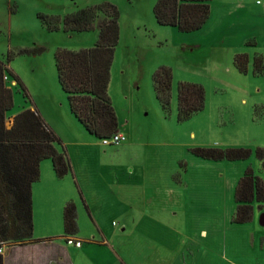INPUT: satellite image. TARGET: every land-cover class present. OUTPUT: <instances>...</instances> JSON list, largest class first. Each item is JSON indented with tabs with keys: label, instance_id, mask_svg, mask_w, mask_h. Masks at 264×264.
<instances>
[{
	"label": "rangeland",
	"instance_id": "rangeland-1",
	"mask_svg": "<svg viewBox=\"0 0 264 264\" xmlns=\"http://www.w3.org/2000/svg\"><path fill=\"white\" fill-rule=\"evenodd\" d=\"M156 1L0 0V60L8 69L4 71L8 77L5 83L13 95V105L6 114L9 117L24 109L37 108L61 139L58 148L65 147L82 184L79 190L72 174L61 180L66 191L77 198L72 199L78 213L79 231L75 239L82 244L85 245V239L101 241L103 236L115 242L126 240L133 244L129 250L131 264H140L145 255H149L147 264H240L238 257L232 258L230 252L224 254L222 251L228 249L229 241L240 234L238 227L226 226L231 220V217L226 219L229 212L227 196L223 197L222 213L216 211L215 218L192 216L204 224L214 223L218 229L217 238L223 242L214 248L215 258L211 253L207 254L202 243L199 245L183 237L187 221L180 211L147 212L162 225L149 222L141 228L137 222L145 206L143 192L146 190L163 191L162 188L167 190L171 185L194 192L228 193L220 181L230 174V168L235 171L231 165L236 164L227 160L203 161L193 157L190 148L264 147V70L262 75L252 72L255 53H260L264 62V13L261 12L264 0H229L238 4L234 13L215 36L204 39H197L198 34L158 24L153 15ZM221 2L223 0H213L218 6L217 12ZM101 3H111L119 11V40L111 65L108 95L126 137L121 142L128 145L124 152L114 151L120 149L121 144L102 145L82 127L70 112L57 77L54 51L93 46L98 36L97 28L68 32L60 25L59 29L50 31L38 17L42 14L61 18L71 11ZM217 12L214 9V17L218 18ZM250 41L255 43L248 45ZM34 48H42V51L19 53ZM236 53H246L250 58L246 74L238 72L233 65ZM7 54H10L9 61ZM158 66L172 69L168 114L159 104L153 88L152 74ZM10 72L21 80L26 94ZM180 81L200 84L205 94L203 109L182 122L176 120L177 84ZM79 160L81 165L92 169L96 188L101 190L99 195L89 189L91 182L85 171L81 172ZM42 163L51 164L49 160ZM247 167L264 181V164L251 156ZM187 168V172L195 177L187 176ZM206 168H211V176L214 171L210 180L204 175ZM128 188L134 192L133 213L124 215L126 205L121 199L124 194L118 192H126ZM176 191L180 193L181 189L173 192ZM154 198L156 202L159 200V197ZM83 200L97 221L88 214ZM168 202L169 199L163 204L169 205ZM262 214L264 205L262 210L254 205V221L260 223ZM50 219L49 224L41 218L34 221L33 237L52 236V240L74 247L59 237L63 235L61 219L55 221L54 216ZM154 247L156 251L152 250ZM160 253L169 257L161 258Z\"/></svg>",
	"mask_w": 264,
	"mask_h": 264
},
{
	"label": "trees",
	"instance_id": "trees-1",
	"mask_svg": "<svg viewBox=\"0 0 264 264\" xmlns=\"http://www.w3.org/2000/svg\"><path fill=\"white\" fill-rule=\"evenodd\" d=\"M74 1V0H72ZM211 0H157L153 15L160 25L175 27L180 32L199 30L210 15ZM50 31L83 32L97 28L98 36L93 46L79 50L57 48L54 60L57 77L66 95L70 112L82 127L95 138L109 137L118 130V119L108 95L111 65L119 40V11L111 3H101L71 11L61 18L38 14ZM254 41L247 42L248 45ZM42 48L20 50L19 53L37 54ZM10 60V54H7ZM250 58L246 53H236L233 65L246 74ZM254 75H262L263 57L255 53L252 58ZM6 65L0 60V247L2 245L33 242L32 189L40 177L39 165L50 160L59 178L72 171L65 147L55 131L45 122L37 108L16 113L9 127L6 112L13 105L11 89L3 80ZM11 73V72H10ZM14 80L25 86L14 74ZM7 76V75H6ZM8 78V77H7ZM155 96L165 113H169L172 88V69L158 66L152 74ZM205 94L200 84L180 81L177 84L178 122L190 119L204 107ZM189 151L196 157L213 161L246 160L254 156L264 164V147L195 146ZM82 198V195L80 193ZM235 210L232 223L252 220L254 205L262 210L264 181L247 167L238 178L233 191ZM86 210L87 206L85 205ZM264 221V214L261 215ZM65 237L78 231L77 208L74 201L65 203L62 211Z\"/></svg>",
	"mask_w": 264,
	"mask_h": 264
},
{
	"label": "crops",
	"instance_id": "crops-1",
	"mask_svg": "<svg viewBox=\"0 0 264 264\" xmlns=\"http://www.w3.org/2000/svg\"><path fill=\"white\" fill-rule=\"evenodd\" d=\"M235 3L236 2L233 1L223 0V2L219 3V8L217 12L218 6L213 3V0H211L209 18L199 30L190 33L198 34L196 35L197 39L198 38L204 39L213 35L215 36L216 31L221 29L222 26L226 23L227 18L232 16V14L234 13V9L237 7L236 5H238ZM214 9L217 12L216 14H218V18L214 17ZM261 12L264 13L263 7H261ZM13 116L7 117L6 114L5 123L7 127L10 126ZM117 133L124 134V131L122 130V127H120V125L118 126ZM99 140L101 142V139ZM109 145H116V144H109ZM121 146L120 149H114V151L124 152L128 148L127 144L124 145L121 144ZM192 156L196 157L194 155ZM249 159L250 158L246 160L230 161L231 163L236 164V165H231L235 168L234 171L235 173L232 171V168H230L229 169L230 174L225 179L220 181L223 182V187L225 188L226 186L228 189V193L226 195H222L220 192L218 193L217 191L214 190L207 191V193L199 192V191L194 192V191L184 190L183 186L172 187L171 185L167 190L165 189V187L162 188V190L164 189L163 191L160 190L144 191L143 197H144L145 206L143 207V210L140 211V214H142V216L141 218H139L137 224H140L141 228H145L144 225L149 224V222H155L157 224H161L158 220L156 221L155 219L150 218L148 216L149 215L148 213H152L154 211L156 212H158L159 210L167 211V212L174 211L173 213H177V211H180L184 215V217H186V221H187L186 223L187 230H185V235H183V237L191 239V241H193L194 243L195 242L199 243V245L203 244L204 247L203 249L207 252V254L210 255L211 253L212 256H214L215 258L216 250L214 248L219 247L220 243L223 242L222 239L217 238L218 234L216 232H218V229L215 228L214 223L208 222L207 224H204L199 220L198 221L195 220V217L193 218L192 216L195 214L210 215V217L215 218L216 211H220V213H222L223 205H224L223 197L227 196L229 200L228 201L229 212L226 216V219L230 220L231 213L233 212V209H235V203L233 200L234 187L236 185L238 178L244 172ZM46 160H42L40 162L39 165V169L41 170L40 177L38 181L34 182L31 186L32 219H33V223L34 221H38V220L40 221L41 218L42 220H46L45 222L49 224L51 222L50 218L54 216L55 221H57L59 218L61 219L62 229H63V220H62L63 207L67 201L77 198H74V196L70 192L66 191V189L64 188V181L61 180L62 178H66L68 174H72V177L76 181V186L78 187L79 190L82 188V184L79 180L80 178L78 179L76 175L74 163L72 166L70 157L69 160L71 163L72 171L61 178L55 175L52 168V164L49 165L48 163L47 164L42 163L43 161ZM202 160L213 163L218 162L213 160H205V159ZM78 164L80 166L81 172L85 171V173L88 176V179L91 182L89 185V189L92 191L93 194L99 195L101 190H98L96 188V184L94 183V177H92L93 176L92 169L88 168L87 165H81L80 160ZM206 169L207 172L204 173V175L206 174L205 176L207 177L208 180H210L211 177H214V171L211 172L212 173L211 176L210 174L211 168H206ZM187 171H189L188 168L185 172L187 176H190V178L195 177L194 175L190 174ZM204 175L201 176L202 179ZM206 177L204 179H206ZM178 184L181 185L180 183ZM177 189H181L180 193L177 191L176 193L173 192L174 190ZM130 190L131 189L128 188L126 192H118L119 194H124V196L121 198L125 200V205H126V209L124 208L123 211L124 215H126L129 212L133 213V211L131 210L133 208L134 192ZM173 194H175V197ZM153 197H155L154 199H156V197H159V200L156 202V200H153ZM121 199H120L121 201L120 203H123ZM167 199H169L168 203L170 204L168 205L166 203L164 205L163 202L166 201ZM83 204L84 206L85 205L87 206L88 214H91L90 216H92V218L93 217L95 218V216H93V213L90 209V206L86 204L85 200H83ZM77 217H78V213H77ZM192 218L194 220H192ZM254 220L255 218L249 222L240 223V224L232 223L230 220L228 222V225H226L228 226V228L238 227V230L240 231L241 235L238 234L237 237L230 240L228 243L229 244L228 249H223L222 251L224 254H226V252H230L232 258L238 257L240 264H264V223L262 217L260 219V223ZM94 221L97 220L94 219ZM77 222H78V218H77ZM157 226L160 227V225ZM124 229L125 228H122V230ZM238 230L235 229V231ZM170 231L174 233H178L176 230L171 229ZM77 234L73 236V238H77ZM181 235H178V237L181 238ZM59 237L66 239L72 236L65 237L63 233V235ZM34 239L35 241L33 242H26L22 244H13V245H2L0 247V264H131L132 263V258H130L129 250L133 244L127 242L126 240H123L122 242H115L103 236L101 241L94 240V238L85 239L86 241L85 245L81 243L79 247H76L74 245L68 244L70 246H74V247H69V246H64L61 241L52 240V236H36V238ZM152 250L156 251V248L154 247L152 248ZM222 251L219 250V253ZM148 256L149 255H145L140 260L141 262L140 264H147ZM167 256L168 255H165L164 253H160L161 258ZM74 257L76 258L75 260L76 262L74 261Z\"/></svg>",
	"mask_w": 264,
	"mask_h": 264
},
{
	"label": "built area",
	"instance_id": "built-area-1",
	"mask_svg": "<svg viewBox=\"0 0 264 264\" xmlns=\"http://www.w3.org/2000/svg\"><path fill=\"white\" fill-rule=\"evenodd\" d=\"M3 79H7V76L4 75L3 76ZM126 139L125 135L124 134H120V133H113L111 136L109 137H104L101 139V143L104 144V145H109V144H120L122 141H124ZM66 243L67 244H70V245H74L76 247H79L81 245V241L80 240H76L75 238L73 237H68L65 239Z\"/></svg>",
	"mask_w": 264,
	"mask_h": 264
},
{
	"label": "water",
	"instance_id": "water-1",
	"mask_svg": "<svg viewBox=\"0 0 264 264\" xmlns=\"http://www.w3.org/2000/svg\"><path fill=\"white\" fill-rule=\"evenodd\" d=\"M263 223H264V221H263Z\"/></svg>",
	"mask_w": 264,
	"mask_h": 264
}]
</instances>
